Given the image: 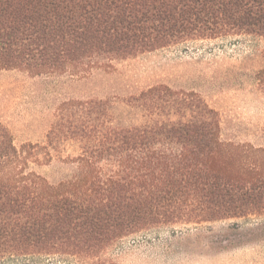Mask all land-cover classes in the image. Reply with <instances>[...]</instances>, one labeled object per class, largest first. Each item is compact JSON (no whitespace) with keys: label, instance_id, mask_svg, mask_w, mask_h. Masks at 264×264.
Wrapping results in <instances>:
<instances>
[{"label":"trees","instance_id":"obj_1","mask_svg":"<svg viewBox=\"0 0 264 264\" xmlns=\"http://www.w3.org/2000/svg\"><path fill=\"white\" fill-rule=\"evenodd\" d=\"M234 35L264 37V0H0V70L33 75L81 65L91 75L116 60ZM170 96L159 86L129 97L149 115L170 107L181 117L142 124L114 123L109 100L89 99L83 120L60 113L45 145L17 148L0 123V257H94L153 226L264 216V169L237 163L242 146L221 141L216 112ZM186 110L196 116L182 119ZM68 141L79 154L57 159L75 166L71 178L51 184L24 173Z\"/></svg>","mask_w":264,"mask_h":264},{"label":"rangeland","instance_id":"obj_2","mask_svg":"<svg viewBox=\"0 0 264 264\" xmlns=\"http://www.w3.org/2000/svg\"><path fill=\"white\" fill-rule=\"evenodd\" d=\"M109 66L93 69L91 75L86 65L55 75L0 70V123L13 144L45 145L60 113L63 120L77 115L83 120L81 105L89 99L109 100L114 123L181 119L170 107L149 115L127 105L129 97L162 86L172 92L171 101L178 95L188 109L194 111L200 102L216 112L221 141L242 146L237 163L264 169V37L190 41ZM191 117L186 110L182 119ZM50 153L49 163L31 164L24 173L34 171L51 184L71 178L75 166L57 157L78 155L77 145L63 142L58 153ZM0 264H264V216L153 226L115 241L94 257L7 255Z\"/></svg>","mask_w":264,"mask_h":264}]
</instances>
